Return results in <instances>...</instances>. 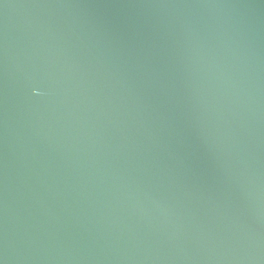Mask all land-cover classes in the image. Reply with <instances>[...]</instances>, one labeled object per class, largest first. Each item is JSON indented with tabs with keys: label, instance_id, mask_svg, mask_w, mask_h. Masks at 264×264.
Masks as SVG:
<instances>
[{
	"label": "water",
	"instance_id": "water-1",
	"mask_svg": "<svg viewBox=\"0 0 264 264\" xmlns=\"http://www.w3.org/2000/svg\"><path fill=\"white\" fill-rule=\"evenodd\" d=\"M0 264H264V0H0Z\"/></svg>",
	"mask_w": 264,
	"mask_h": 264
}]
</instances>
